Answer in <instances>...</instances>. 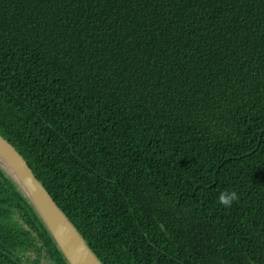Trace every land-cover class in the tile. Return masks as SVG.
Wrapping results in <instances>:
<instances>
[{
  "label": "trees",
  "instance_id": "1",
  "mask_svg": "<svg viewBox=\"0 0 264 264\" xmlns=\"http://www.w3.org/2000/svg\"><path fill=\"white\" fill-rule=\"evenodd\" d=\"M0 133L103 264H264V0H0ZM31 245L69 264L0 166Z\"/></svg>",
  "mask_w": 264,
  "mask_h": 264
},
{
  "label": "water",
  "instance_id": "2",
  "mask_svg": "<svg viewBox=\"0 0 264 264\" xmlns=\"http://www.w3.org/2000/svg\"><path fill=\"white\" fill-rule=\"evenodd\" d=\"M0 166L34 207L69 264H103L82 233L36 176L25 156L1 133Z\"/></svg>",
  "mask_w": 264,
  "mask_h": 264
},
{
  "label": "rangeland",
  "instance_id": "3",
  "mask_svg": "<svg viewBox=\"0 0 264 264\" xmlns=\"http://www.w3.org/2000/svg\"><path fill=\"white\" fill-rule=\"evenodd\" d=\"M13 255V254H12ZM16 257L23 264H56V262L52 261L45 252L39 254L35 250V246L31 245L28 249L19 248L16 250Z\"/></svg>",
  "mask_w": 264,
  "mask_h": 264
},
{
  "label": "clouds",
  "instance_id": "4",
  "mask_svg": "<svg viewBox=\"0 0 264 264\" xmlns=\"http://www.w3.org/2000/svg\"><path fill=\"white\" fill-rule=\"evenodd\" d=\"M219 203L225 207H231L233 202L239 200V195L236 191L222 192L218 197Z\"/></svg>",
  "mask_w": 264,
  "mask_h": 264
}]
</instances>
